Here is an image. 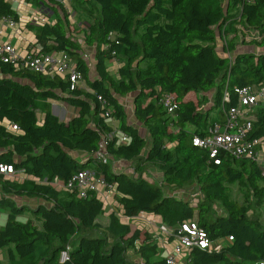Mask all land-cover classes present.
<instances>
[{
    "label": "trees",
    "instance_id": "16d2710c",
    "mask_svg": "<svg viewBox=\"0 0 264 264\" xmlns=\"http://www.w3.org/2000/svg\"><path fill=\"white\" fill-rule=\"evenodd\" d=\"M14 1L0 0V18L20 22ZM24 1L50 11L41 23H27L34 39L26 51L68 54L81 79L72 81L69 68L36 72L24 61L0 58V164L31 178L0 174V209L7 212L0 250L7 264H167L153 233L122 220L141 213L172 228L196 222L224 243L215 251L192 249L193 264H264V226L229 201L232 184L264 182L260 166L226 155L215 163L193 142L239 104L237 88L264 87V0H72V12L60 0ZM75 11L85 23L79 33L70 30ZM250 34L260 52L236 51ZM223 38L234 57L220 52ZM81 40L94 48V68ZM164 95L178 105L171 115ZM126 97L133 98L140 126L131 122ZM56 101L73 111L70 118L53 114ZM250 115L253 136L264 145V104ZM112 131L105 164L94 154ZM111 160L129 162L134 172L115 169ZM87 168L114 186L107 225L98 219L106 209L101 196L54 184ZM153 168L162 173L160 182L150 178ZM191 190L199 193L196 202ZM67 248L69 258L61 262Z\"/></svg>",
    "mask_w": 264,
    "mask_h": 264
},
{
    "label": "built area",
    "instance_id": "2783aa9c",
    "mask_svg": "<svg viewBox=\"0 0 264 264\" xmlns=\"http://www.w3.org/2000/svg\"><path fill=\"white\" fill-rule=\"evenodd\" d=\"M244 1L251 2L253 0ZM1 25L17 28L18 22L12 18L3 17L0 18ZM224 41L226 44V39ZM87 56L85 55V57ZM0 58L4 62L9 63L24 61L31 70L36 72H48L56 67L61 69L69 68L72 70V81L81 79V74L73 69L70 57L65 53H37L34 49L31 52L25 50L24 53H21L12 43L0 42ZM237 92L239 104L227 110L225 121L215 122L209 127L208 134L195 136L193 142L194 145L208 152L215 163H220L225 155L237 158H250L258 163L264 175L263 141L261 138L253 136V122L250 120V113L254 108L259 104H264V87L256 89L253 86H246L237 88ZM162 103L170 115L178 108V105L170 95H164ZM114 134L115 131H112L105 135L99 149L94 154L99 161L105 164L110 162L108 146ZM121 140L126 142L127 134H123ZM0 174L17 175L18 172L12 165L0 164ZM54 184L63 188L77 189L82 197H87L90 193H96L104 198L114 191V186L109 185L104 177L93 168L79 171L65 185L59 184L57 178ZM175 194L184 196L185 191L178 190ZM197 197H199V193H191L190 195V199L194 202L197 201ZM162 229L166 233H163L164 236L159 237V241H161V247L165 252L164 257L167 264H193L190 254L192 249L201 248L215 251L220 250L223 246L222 242H216L211 239L208 232L193 221L181 223L177 228L171 227L167 229L162 227ZM170 237L173 238L172 241H170ZM232 239L233 237L230 236L229 240ZM68 250L69 248L61 252V262H65L69 258Z\"/></svg>",
    "mask_w": 264,
    "mask_h": 264
},
{
    "label": "rangeland",
    "instance_id": "374dc122",
    "mask_svg": "<svg viewBox=\"0 0 264 264\" xmlns=\"http://www.w3.org/2000/svg\"><path fill=\"white\" fill-rule=\"evenodd\" d=\"M23 1L21 2L22 4L19 3V0L14 2L15 9L18 11V13L20 15H22V18H23V20L20 22V24H18V26L20 25V28H21V29L18 28L19 29L18 32L20 34H17L18 35L17 39L21 38L23 40L22 42H24L23 45H22L21 53L25 52V46H26V43H27V39L29 37H30V39L34 37V32L32 30H30V28L27 26V23L28 22H34V23H38L39 24V23H41L42 21L45 20V16H47L48 13L50 12V11H46L48 9L45 8V7L43 8L42 6H40V5L38 6V5H35V4L32 5L31 3H27V2H26L27 3L26 4L25 1H24V3H23ZM60 1H62L68 7V9H70V10L72 9L71 1H65V0H60ZM223 5H224V7L227 6L226 1H223ZM84 26H85V23H82V20L79 18V13L77 11H75L74 15L71 16V27H70V30L74 31L76 33H79L78 31H81V29H83ZM5 28L6 29L1 33L2 34L1 41H4V42L7 41L8 37H9V40H11L13 38V35H12L13 34V31H12L13 28L8 27V26L5 27ZM21 34H22V36H21ZM10 35H12V36H10ZM81 35H83V34H81ZM254 38H257V36L254 35V34H250L245 39L242 38L243 39L242 42H246V44H250L251 41ZM242 42L239 40L238 45L243 44ZM81 43L84 46L85 51H87V53H88L87 54L88 56L86 58L89 60V63L91 64L92 68H94V63H95L94 62V58L92 57V59H91V56H90V54H91L90 51H94V48L86 46V44L84 43V40H81ZM219 44H223V43L219 42ZM228 46H229V44L227 42L224 45L225 50L227 49ZM70 62H71V66L73 67L74 66V62L71 59H70ZM116 65L117 64L115 62L112 63V67L115 68ZM55 104L57 105L56 107H58V106L60 107V108L58 107L57 113L55 112L56 115L59 116L60 119L64 118L63 107L67 110V114H66V117L64 118V120L70 118L71 112H69V109L67 108V105L65 103L56 101V102L53 103V105H55ZM39 107H40V109L38 110V116L40 118H43L44 111H43V108H42L40 103H39ZM51 109H52V111L55 110V109H53V107H51ZM127 109L129 111V114L133 113V111L131 110V106H127ZM68 112H69V115H68ZM142 132L144 134H146L145 129H142ZM118 162H119V160H111V163H112L113 167H115L116 165L117 166L118 165L121 166L120 165L121 163L120 162L118 163ZM125 164H126V166H124V167H127L128 163H125ZM130 166H131V164H130ZM149 173H147V175L149 174V175L153 176V178H155L156 181H159V182L161 181L160 177H162V173L160 172L159 169H156V168L150 169ZM195 189H197V188H195ZM191 192L198 193V192H195V190H191ZM109 195H111V194H109ZM197 199H198V197H197ZM103 200H104L105 205H106L105 213L103 215L99 216L98 219H99V221L101 223L106 225L107 221L109 222V216L108 215L112 212V210H113V208L115 206V202H114L113 197H109V198H106V199L103 198ZM229 201H233V202L235 201V202L239 203L241 206L247 207L249 209V211H250V215H252L253 217L254 216L258 217V220L260 221L262 227L264 226V182L259 184L258 187H250V186H246V185L239 184V183L232 184L230 186ZM21 202L27 203L28 205H34V204L37 203V201L35 199H28V198H23L21 200ZM219 209L221 211H223L222 207H219ZM0 211L4 212V215H5L3 217V221L0 220V225H4L6 223V220H7V212L5 210H3V209H0ZM29 215L30 214L25 213L24 216L27 217ZM151 219L152 218L148 219V226H149V229H153L154 230V233L153 232L152 233L154 234V236L156 238L157 237L159 238V236L160 237L164 236L163 233H166L162 229V227H164V228L166 227L167 229L171 228V226H168V225L164 224L163 221L157 225L156 222L155 221H151ZM127 222L132 223L133 226H135L136 224L143 223V222H141L139 220L138 217L130 218V220H127ZM7 263L8 262L6 261L3 264H7Z\"/></svg>",
    "mask_w": 264,
    "mask_h": 264
},
{
    "label": "crops",
    "instance_id": "0c3cea01",
    "mask_svg": "<svg viewBox=\"0 0 264 264\" xmlns=\"http://www.w3.org/2000/svg\"><path fill=\"white\" fill-rule=\"evenodd\" d=\"M17 1V0H16ZM23 0H19V3H21ZM15 2V1H14ZM23 3H24V1H23ZM26 3V2H25ZM22 4V3H21ZM27 4V3H26ZM23 20V18H22V15H20V22ZM20 22H18V24H20ZM5 27H7V25H1L0 26V42H4V41H1V36H2V32L6 29ZM18 28H20V25L19 26H17V28H13V38L11 39V40H9V37H8V39H7V41H5V42H7V43H12L15 47H17L18 49H19V51L21 52V49H22V45H23V43L24 42H22L23 40L20 38V39H17V34H20L19 32H18ZM24 28V27H23ZM21 29V28H20ZM18 32V33H17ZM12 35H10V36H12ZM21 36H22V34H21ZM11 38V37H10ZM34 38V37H33ZM33 38H31L32 40H33ZM30 39V37L27 39V43H26V46H25V50H26V47H27V45L32 41L31 39ZM225 39L223 38V40H221V41H219L220 43L222 42L223 44H219L218 43V46H219V48H220V52L221 53H224L225 55H229L230 57H234V55H235V51H230V50H225V47H224V45H225V41H224ZM242 40L243 39H240V41L242 42ZM239 43V42H238ZM243 44H241V45H237V50L236 51H241V52H252V53H255V54H258L259 52H260V48L258 47V46H256V45H253V44H246V42H242ZM226 51V52H225ZM91 52V51H90ZM90 56H91V59H92V57L94 58V56L92 55V54H90ZM94 61H95V59H94ZM111 66H112V62H111ZM127 100V101H126ZM133 98L132 97H126V98H124L123 99V101H124V104H125V106H126V109H127V106H131V110L133 111V108H134V106H133ZM53 103L54 102H52V105H53ZM57 105L55 104V105H53L52 107H53V109H55L54 107H56ZM59 107V106H58ZM60 108V107H59ZM62 108V107H61ZM63 110H64V118L66 117V114H67V110L63 107ZM127 111H128V109H127ZM55 112V111H54ZM72 113H73V111H71ZM75 112V111H74ZM128 113H129V111H128ZM132 115V116H131ZM129 117L131 118V122L132 123H134V124H138V123H136V119L134 118V111H133V113L132 114H129ZM63 118V119H64ZM139 126H140V124H138ZM121 164V166H115L114 168L115 169H117V170H123V171H127V172H134L133 171V169L130 167V163L129 162H127V161H124V160H120L119 161ZM118 162V163H119ZM125 163H128V166L127 167H124V166H126V164ZM13 177H16L17 179H21V180H25V179H31L30 177H28V176H26V175H24L23 173H20V172H18V174L17 175H12ZM150 176V178H152L153 180H154V178H153V176H151V175H149ZM162 177H160V179H161ZM109 197H113V199H114V202H115V198H114V195H107L106 197H104V199H106V198H109ZM109 203V202H108ZM5 215H4V212H1L0 211V220H2L3 221V217H4ZM109 216V215H108ZM136 217H138L139 218V220L141 221V222H143V223H141V224H136L135 226H133L132 225V223H130V225H131V227L133 228V229H135V228H137V227H145V228H147L151 233L153 232L154 233V230L153 229H149V226H148V219H150V218H152L151 219V221H155L156 222V224L158 225L159 223H161L162 222V219H161V217H159V216H156V215H153V214H147V213H141L140 215H138V216H136ZM133 218H135V217H133ZM122 220H123V222H126V223H128L127 222V220H130V219H128V218H122ZM126 220V221H125ZM147 224H146V223ZM2 223V222H1ZM109 222L107 221V224H108ZM138 223V222H137ZM106 224V225H107ZM1 226V225H0ZM160 237V236H159ZM158 238V237H157ZM157 241H159V238L157 239ZM161 242V241H160ZM0 259L3 261V263L4 262H6L7 260H6V255H5V251L4 250H0Z\"/></svg>",
    "mask_w": 264,
    "mask_h": 264
},
{
    "label": "bare ground",
    "instance_id": "6f19581e",
    "mask_svg": "<svg viewBox=\"0 0 264 264\" xmlns=\"http://www.w3.org/2000/svg\"><path fill=\"white\" fill-rule=\"evenodd\" d=\"M56 113H57V111H58V107H55V110H54Z\"/></svg>",
    "mask_w": 264,
    "mask_h": 264
},
{
    "label": "water",
    "instance_id": "95a60500",
    "mask_svg": "<svg viewBox=\"0 0 264 264\" xmlns=\"http://www.w3.org/2000/svg\"><path fill=\"white\" fill-rule=\"evenodd\" d=\"M53 112V114H55L56 115V113L54 112V111H52Z\"/></svg>",
    "mask_w": 264,
    "mask_h": 264
}]
</instances>
